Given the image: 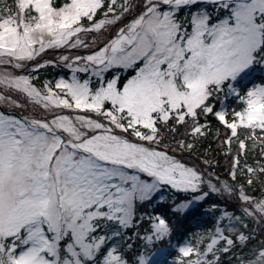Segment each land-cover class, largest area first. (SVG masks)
<instances>
[{
	"label": "snow or ice",
	"instance_id": "snow-or-ice-1",
	"mask_svg": "<svg viewBox=\"0 0 264 264\" xmlns=\"http://www.w3.org/2000/svg\"><path fill=\"white\" fill-rule=\"evenodd\" d=\"M254 63L264 0L0 10V264H150L190 213L213 219L186 233L171 264H264V82L234 83ZM48 66L67 71L37 84ZM230 95L245 106L230 113ZM210 137L230 157L223 178L205 170L207 152L191 158ZM213 193L233 203L201 212ZM166 199L171 217L138 211Z\"/></svg>",
	"mask_w": 264,
	"mask_h": 264
},
{
	"label": "trees",
	"instance_id": "trees-1",
	"mask_svg": "<svg viewBox=\"0 0 264 264\" xmlns=\"http://www.w3.org/2000/svg\"><path fill=\"white\" fill-rule=\"evenodd\" d=\"M4 0H0V7L2 5ZM5 3H11V5H14V0H5ZM122 75H127L128 73H121ZM252 82H264V64H252V67L250 70L244 72V75L242 77H239L234 81V83L241 85L243 88L245 84L252 83ZM246 90V89H245ZM223 97V93L221 94V97ZM218 98V100L220 99ZM226 106L229 109V112L231 113L232 110H240L245 105L243 102L239 100V98L235 95H230L226 101ZM210 119H213V123H216L215 119L212 117H209ZM219 126V125H217ZM223 131V129H221ZM241 136L244 135V131L241 130ZM235 147V144L233 145ZM175 146L173 145V148ZM205 152H207L209 155L207 158H213L214 157V164L211 169H208L207 166H205L206 171H212L216 175L220 176L221 178L227 176L229 171V160L230 157H226L223 153V149L219 148L217 146V141L214 139V137H210L207 140L201 141L197 145V149L191 154V158L195 159L197 155L204 157ZM189 154H185V158H188ZM196 203L203 205V207L200 208V211L203 212L204 208H209V206L212 203H223V204H232L233 201L223 198L220 195L211 194L210 198L208 199L207 203L204 204L203 201H197ZM171 199H166L164 202H159L158 200H155L153 202L152 206H142L138 208L139 212H146L148 215H152L153 210L155 211H167L168 215L171 217ZM154 207V209H153ZM209 211L211 209L209 208ZM213 217L211 215L204 217L201 222L198 224L197 219L192 218V214L190 213L189 216L184 220L185 224V230L177 232L172 237L173 243L168 245L166 248L172 249V251L175 253L176 250H173L176 248V245L183 241L185 235L187 232L191 233L197 230V228H204L210 226L212 222ZM149 227L147 223V216L145 217V222L140 225L139 230L141 236L143 235L144 231ZM137 231L136 228H132L129 230V234H134ZM137 246L142 244V241L137 239L136 241ZM134 251V250H133ZM173 253V255H175ZM173 255H170L173 256ZM227 264V262H225Z\"/></svg>",
	"mask_w": 264,
	"mask_h": 264
},
{
	"label": "rangeland",
	"instance_id": "rangeland-1",
	"mask_svg": "<svg viewBox=\"0 0 264 264\" xmlns=\"http://www.w3.org/2000/svg\"><path fill=\"white\" fill-rule=\"evenodd\" d=\"M15 4H16V0H14V5H11V3H5V0H4L2 5H1V7H0V10L6 11L8 9H12L14 11L15 10ZM115 34H116V28H112L110 31L104 32L103 36L100 37V41H102V40H104L106 38H110L111 36H114ZM100 41H98V43ZM89 42H90V37H89ZM82 51L83 50H81V52ZM57 54L58 53L49 52V56L46 57V58H51L53 55H57ZM251 67H252V64L249 65L246 69H244L242 71V73L237 76L236 79H238L239 77H242L244 75V72L250 70ZM66 71L67 70L62 68V67L48 66L47 68H44V69H42L40 71V73L38 74L40 79L37 80L36 83L39 84L44 78H48V79L54 80L58 75L65 74ZM0 91H3V89L0 88ZM6 94H13L16 98L21 99L22 103L28 104V101L26 100V98H24L22 95H20L18 93H6ZM0 109L8 111V108L6 106H4V105H0ZM12 111L16 112L17 114H19L21 112L20 109H12ZM24 111H25V114H26L27 112L32 111V107L29 106ZM36 111L39 112L40 111L39 108H37ZM164 191L167 192L166 189ZM213 194H216V193H213ZM221 197L228 199L227 196H221ZM182 242H180V243H182ZM173 250H177V249L174 248ZM173 253L174 252L172 251V249H170V247L169 248L159 249L157 251L156 255L150 261V264H171V261H170L169 257H170V255H173Z\"/></svg>",
	"mask_w": 264,
	"mask_h": 264
}]
</instances>
